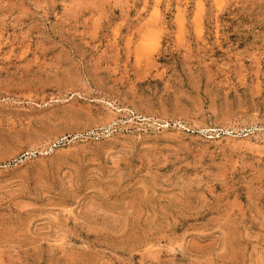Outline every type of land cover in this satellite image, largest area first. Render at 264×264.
Masks as SVG:
<instances>
[{
  "label": "rangeland",
  "instance_id": "rangeland-1",
  "mask_svg": "<svg viewBox=\"0 0 264 264\" xmlns=\"http://www.w3.org/2000/svg\"><path fill=\"white\" fill-rule=\"evenodd\" d=\"M0 264H264V0H0Z\"/></svg>",
  "mask_w": 264,
  "mask_h": 264
}]
</instances>
